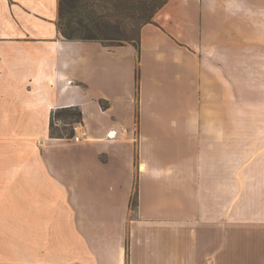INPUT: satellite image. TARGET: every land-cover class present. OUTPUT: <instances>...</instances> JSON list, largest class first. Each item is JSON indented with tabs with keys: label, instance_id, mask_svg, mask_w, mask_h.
Instances as JSON below:
<instances>
[{
	"label": "crops",
	"instance_id": "crops-1",
	"mask_svg": "<svg viewBox=\"0 0 264 264\" xmlns=\"http://www.w3.org/2000/svg\"><path fill=\"white\" fill-rule=\"evenodd\" d=\"M58 19L0 0V264H264V0H168L138 46Z\"/></svg>",
	"mask_w": 264,
	"mask_h": 264
},
{
	"label": "trees",
	"instance_id": "trees-1",
	"mask_svg": "<svg viewBox=\"0 0 264 264\" xmlns=\"http://www.w3.org/2000/svg\"><path fill=\"white\" fill-rule=\"evenodd\" d=\"M168 0H59L58 28L69 40H96L107 46L128 43L138 46L141 29L154 22L157 12ZM102 102V101H101ZM64 126L83 121L78 106L57 109L52 114L51 137H64L65 132L55 129L56 121ZM71 129L68 136H73ZM133 209L137 195L131 199Z\"/></svg>",
	"mask_w": 264,
	"mask_h": 264
},
{
	"label": "rangeland",
	"instance_id": "rangeland-1",
	"mask_svg": "<svg viewBox=\"0 0 264 264\" xmlns=\"http://www.w3.org/2000/svg\"><path fill=\"white\" fill-rule=\"evenodd\" d=\"M79 124H80V122H76L73 125L64 126V124L61 122L59 124L58 123L55 124V129L57 131H59V132H65L66 133V136H68L67 134L70 133V131H71L72 128H73V131H74V134H75L74 126L79 125ZM15 129H16V127H15ZM74 134H73V136H74Z\"/></svg>",
	"mask_w": 264,
	"mask_h": 264
},
{
	"label": "built area",
	"instance_id": "built-area-1",
	"mask_svg": "<svg viewBox=\"0 0 264 264\" xmlns=\"http://www.w3.org/2000/svg\"><path fill=\"white\" fill-rule=\"evenodd\" d=\"M74 129H75V134L73 137L75 138V140L79 141L81 136L84 134V132L82 131L80 124L74 126Z\"/></svg>",
	"mask_w": 264,
	"mask_h": 264
}]
</instances>
